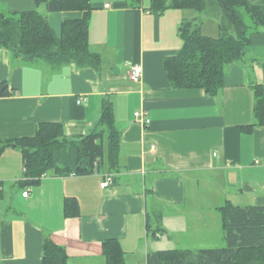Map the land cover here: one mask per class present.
Here are the masks:
<instances>
[{"label": "crops", "instance_id": "1", "mask_svg": "<svg viewBox=\"0 0 264 264\" xmlns=\"http://www.w3.org/2000/svg\"><path fill=\"white\" fill-rule=\"evenodd\" d=\"M91 2L87 39L100 56L98 69L23 63L0 48V82L12 90L0 97V140L32 136L43 122L60 123L66 137L88 134L109 98L120 132L118 166L112 172L46 174L26 185L21 150L5 147L0 264H41L46 238L64 248L67 264H105L106 239L118 241L125 264H146L147 254L157 250L223 246L222 204L264 206V118L247 128L255 123L251 85L264 86V26L251 34L243 59L225 68L221 88L210 95L201 88H170L163 67L182 47L180 23L193 20L195 11L157 13L150 0L137 6ZM0 7L7 13L36 6L34 0H0ZM51 13L46 16L56 33L62 21L81 16ZM218 24L214 19L212 32L199 29L217 36ZM128 63L141 65L139 82L129 81ZM136 111L148 112V125L135 121ZM108 173L113 183L102 188ZM67 197L76 200L75 216H64Z\"/></svg>", "mask_w": 264, "mask_h": 264}, {"label": "trees", "instance_id": "2", "mask_svg": "<svg viewBox=\"0 0 264 264\" xmlns=\"http://www.w3.org/2000/svg\"><path fill=\"white\" fill-rule=\"evenodd\" d=\"M137 6L141 0H126ZM150 8L160 12L166 8L192 9L198 14L214 8L220 15L217 36L201 32L193 20H183L178 28L182 47L163 61L170 88H201L213 95L222 86L225 68L240 61L250 36L264 26V0H150ZM47 12L80 11L79 18L64 20L56 33L46 14L36 8L0 13V48L9 50L23 63L41 60L51 67L73 63L78 67L98 69L100 56L88 45L91 0H34ZM253 117L260 125L264 118V86L252 84ZM12 92L0 82V97ZM96 129L70 138L56 122L39 123L32 136L0 140V152L7 146L21 150L23 184H38L43 174L75 175L114 171L119 162L120 132L115 125L113 104L104 98ZM2 193L0 191V197ZM224 245L194 251L166 249L149 252L146 264H264V206H237L229 202L219 207ZM65 217L77 214L73 197L63 201ZM105 264H125L123 252L115 239L102 241ZM41 264H67L61 245L44 239Z\"/></svg>", "mask_w": 264, "mask_h": 264}, {"label": "built area", "instance_id": "3", "mask_svg": "<svg viewBox=\"0 0 264 264\" xmlns=\"http://www.w3.org/2000/svg\"><path fill=\"white\" fill-rule=\"evenodd\" d=\"M108 3H106L104 5L105 8L108 7ZM129 64V70H128V79L130 82L132 83H137L139 82L140 78H141V74H142V67L140 64H137V63H128ZM78 103L79 101H81V98H78L77 99ZM148 112H145V111H136L134 112V118H135V121L140 123L141 125H148L149 122H150V119L148 117ZM214 155H216V152L213 153ZM69 175H75L74 173H70ZM45 174H43L41 176L44 177ZM113 178H114V174L113 173H108L104 176V179L103 181L100 183V186L102 188H105V187H108L109 185H112V181H113ZM27 193H28V189H25V191L22 192V196L26 197L27 196Z\"/></svg>", "mask_w": 264, "mask_h": 264}, {"label": "rangeland", "instance_id": "4", "mask_svg": "<svg viewBox=\"0 0 264 264\" xmlns=\"http://www.w3.org/2000/svg\"><path fill=\"white\" fill-rule=\"evenodd\" d=\"M91 1H93V0H91ZM35 8H37V11L41 14H47V15L51 14L52 15V13L46 11V9H45L46 7H44V5H40L39 7H35ZM204 13L198 14L197 12H195V15H197V16H195L193 21L195 22L196 25L198 24V26H200L204 32H206L205 31L206 29H209L207 32H212V31H214V27H213L214 26V19L219 22L220 21V15L216 11V9L214 10V8L208 12V15H206ZM187 19H189V18L187 17ZM222 244H223V242L221 243V245Z\"/></svg>", "mask_w": 264, "mask_h": 264}]
</instances>
